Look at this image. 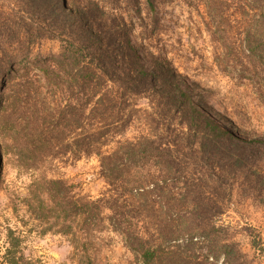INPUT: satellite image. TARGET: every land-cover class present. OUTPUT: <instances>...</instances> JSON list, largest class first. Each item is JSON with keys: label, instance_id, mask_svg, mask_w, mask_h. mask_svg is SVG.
I'll return each instance as SVG.
<instances>
[{"label": "rangeland", "instance_id": "1", "mask_svg": "<svg viewBox=\"0 0 264 264\" xmlns=\"http://www.w3.org/2000/svg\"><path fill=\"white\" fill-rule=\"evenodd\" d=\"M154 3L156 11L151 13L147 0H141L142 19L123 12L132 45L148 70H152L153 59L169 63L189 86L193 105L239 138L234 144H227V155L241 160L239 166L228 171L216 169L225 176L227 191L222 196L223 204H219L223 215L212 220L215 229H209L208 233L198 229L190 235L181 233L172 245H187L192 240L194 249L183 251L182 256H157L155 264H264V186L254 184L256 177L264 175V144L244 143L264 142V71L248 58V53L242 52L243 36L251 19L239 0H154ZM60 38L37 41L27 57L28 63L21 61L26 52L14 48H9L6 57L0 60L3 69L0 84L5 80L8 85L5 102L0 106V264H7L11 231L20 239L21 252L28 264H145L126 237L125 228H116L108 221L111 213L104 205L98 217L87 223L83 219L76 221L68 234L59 233L62 221L45 232L49 225L37 220L27 207L31 187L42 179H61L72 185L73 200L83 203L111 195L97 156L79 159L40 156L28 139L32 126L23 119L24 110L11 94L15 82L28 74H39L34 64L60 55L63 41L71 36ZM124 106L127 127L115 140L156 134L157 140L170 145L173 151L182 149L176 154L177 161L194 174L207 170L209 159L219 160L213 145L202 148L201 133L183 115L184 111L167 105L161 94L147 90L141 96L128 95ZM184 133L195 136V141L185 139ZM114 148L111 143L103 151ZM161 176L150 165L136 169L131 181L144 188L152 183L163 186ZM186 182L182 176L167 180L164 198L160 201L156 198L159 219L151 220L146 213L139 216L136 210L141 202H132L133 213L124 218L133 224L130 234L160 244V236L170 232V218L177 219L176 213L195 210L193 203L183 204L182 196L189 192ZM162 220L166 222L157 228L155 225ZM225 244L230 246L229 258L220 250ZM211 249L216 250V256Z\"/></svg>", "mask_w": 264, "mask_h": 264}, {"label": "trees", "instance_id": "2", "mask_svg": "<svg viewBox=\"0 0 264 264\" xmlns=\"http://www.w3.org/2000/svg\"><path fill=\"white\" fill-rule=\"evenodd\" d=\"M2 1L1 61L7 50L14 48L17 52H26L21 61L28 63L33 45L40 39L62 40L63 35L71 36L63 41L59 56L34 64L39 74H28L11 86L12 97L24 110L23 119L32 126V136L28 139L41 157L79 159L97 156L111 193L107 198L83 203L73 200L72 185L61 179H42L29 191L26 199L29 212L49 225L45 232L52 231L62 221L59 233L68 234L76 221L83 219L87 223L98 217L104 205L111 213L108 221L116 228H125L126 237L145 264H155L157 256H182L183 251H192L195 246L192 240L187 245H172V242L183 232L190 235L196 229L207 230L206 233L215 229L212 220L223 215L219 204H223L222 196L227 191L223 183L225 176L218 174L216 169L224 172L241 164L240 158L227 155V144H234L239 138L193 105L189 86L168 62L153 59L152 70H148L132 45L129 24L124 16L128 11L126 15L142 19L141 0H22L19 4ZM239 1L251 19L243 36L242 52L248 53V58L264 71V0ZM147 4L149 11L155 13L154 0H147ZM0 85L2 106L8 85L5 80ZM147 90L161 94L172 108L180 102L176 108L182 109L183 115L201 133L202 148L213 145L219 160L209 159L207 170L194 174L188 166L183 168L177 161L176 154L182 149L173 151L170 145L160 143L156 134L134 140H115L127 127L125 98L141 96ZM197 130L190 128L198 133ZM183 135L190 142L195 141L192 134ZM111 143L115 148L103 151ZM244 143L264 144L263 141ZM150 165L158 169L165 185L152 183L144 188L139 182L131 181L136 169ZM177 176L187 179L185 185L189 192L182 196L185 198L183 204L193 203L195 210L176 213L177 219L170 218L167 226L170 232L160 236V244L140 238L139 234H130L133 224L124 218H130L134 211L131 203L141 202L136 210L139 216L146 213L151 220L159 219V211L155 210L156 198L159 201L164 198L167 180ZM255 179L254 184L264 186V175ZM149 186L152 189L149 190ZM165 222L162 220L155 226L160 228ZM127 224L129 228H126ZM9 240L10 247L5 256L7 264H28L21 252L20 239L13 231L9 233ZM220 250L225 257H230L228 244ZM215 251L211 249L216 256Z\"/></svg>", "mask_w": 264, "mask_h": 264}]
</instances>
